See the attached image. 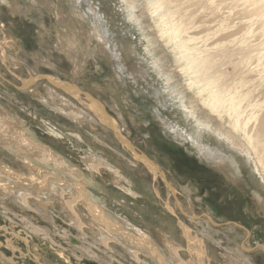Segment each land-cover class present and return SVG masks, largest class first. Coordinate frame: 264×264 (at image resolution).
I'll use <instances>...</instances> for the list:
<instances>
[{"label":"rangeland","instance_id":"1","mask_svg":"<svg viewBox=\"0 0 264 264\" xmlns=\"http://www.w3.org/2000/svg\"><path fill=\"white\" fill-rule=\"evenodd\" d=\"M97 4L99 14L104 13L109 19L108 27L114 38H131L130 33H133L136 40H141L135 43L136 47L131 43L133 48L146 58V42L141 39V34L134 29L119 30V18L115 17L119 14L117 0H97ZM128 23L138 29L132 19H128ZM84 25V28L80 26L67 0H0V42L8 45L0 46L5 52V61L0 59V108L32 139L49 146L69 168L81 172L84 178L81 193L74 186L79 183V178L70 175L65 179L70 185L66 183L64 190L68 194L64 195L82 194L85 204L94 206L97 214L100 210L99 216L104 220L116 227L120 225L128 234L149 237L162 252L165 248L162 241L166 238L181 245L184 250L179 252L184 254L182 259L185 261L189 258L185 255L187 243L180 223L188 229L190 239L203 243L202 264H234L236 260L264 264V254L257 247L258 243L264 246V210L255 203L253 192L258 188L248 180L246 172L242 169L243 179L233 183L222 171L215 170L212 163L201 159L196 151L166 135L158 116L171 118L165 108L172 104V99H166L163 106L155 104L151 89L158 87L159 82L156 84L153 77L148 82L124 84L114 73L108 54L97 48L95 40L87 41L88 27ZM67 42L77 45L60 48V43L66 46ZM152 48L156 49L155 44ZM1 55L0 49V58ZM134 61L135 58L130 56L120 64H125L130 72L135 67ZM37 74L71 83L99 100L122 136L154 162L173 191L170 193L134 154L118 145L109 127L101 122L90 101L84 97L74 99L70 93H62L43 79L37 80L32 87L35 94L17 89L21 87L20 81ZM47 87L69 101L70 108L84 111L94 121L74 120L60 113L64 107L58 100L51 107L41 103L39 98L46 95ZM54 105L58 107L55 111L52 110ZM100 159L103 163L99 167L96 165ZM29 163L37 166L35 162ZM38 167L54 174V178L58 176L55 179L59 182L61 176L55 174L53 168L42 164ZM0 172L3 174L0 173V185L16 182L21 188H28L25 186L28 181L20 179V176L30 178L27 161L1 145ZM41 197L39 201L26 198L24 204L12 191L6 192L0 187V249L10 261L16 264H69L67 261L70 260L72 264H84L73 256H79V250L67 246L79 244V240L67 244V234L85 239V246L90 244L93 254L100 259L105 253L113 255L118 264H157L149 256L130 258L120 237L107 241L105 246L95 247V235L105 231L92 220L86 206L77 204L83 225L80 231L71 225L72 218L59 196L54 197L49 191ZM187 216L196 218L191 220ZM29 227L46 228L50 233L48 239L43 238L46 235L37 236ZM3 230H7L5 236ZM242 244L252 248L250 252L244 251Z\"/></svg>","mask_w":264,"mask_h":264},{"label":"bare ground","instance_id":"2","mask_svg":"<svg viewBox=\"0 0 264 264\" xmlns=\"http://www.w3.org/2000/svg\"><path fill=\"white\" fill-rule=\"evenodd\" d=\"M67 2L72 6V12L80 26L84 28V24L87 25V41L95 40L97 48L108 54L117 78L126 84L129 81L138 84L143 81L148 82L153 77L157 80L156 84L159 82L158 87L151 89L155 104L163 106L166 99H172V104L165 108L171 114V118L163 117L161 114L158 116L163 132L177 143H182L185 147L196 151L201 159L212 163L215 170L222 171L233 183L243 179V169L248 180L258 188L253 192L255 203L264 210L262 208L264 206L262 198L264 196V0H117L119 14L115 17L119 18L117 23L120 32L134 29L139 35L141 34V39L146 42L144 47L146 58L141 57L133 48V45L136 47L135 43L141 41L136 40L133 33L129 32L131 38L127 36L122 40L114 38L108 27L110 23L106 14H99L100 7L97 0H67ZM234 18L239 20L236 21ZM128 19H132L138 29L132 26L133 23H128ZM1 44L4 47L8 46L5 42H0V46ZM60 44V48L77 45L73 42L71 45L67 42L66 46ZM154 44L156 49L152 48ZM4 47L0 48L2 50L0 59L3 62ZM130 56L135 58L133 62L135 67L128 72L127 66L120 63ZM46 66L51 68L50 65L46 64ZM36 83L37 81L28 88L18 89L33 94L32 87ZM57 94L59 93L47 87L46 95L41 96L39 100L48 107L58 100V104L64 107L59 110L60 113L74 120L94 121L84 111L70 108L69 101ZM71 95L74 99L81 100L82 96ZM90 106L96 111L103 124L108 127L117 126L113 119L103 117L94 103L90 102ZM56 109L58 107L54 105L52 110ZM0 145L14 150L20 157L25 158L31 173L30 178L24 179L20 176L23 181H28L27 184L25 182L21 184H25L29 189L21 188L22 186L15 184L16 182L0 187L6 192L12 191L24 204L28 198L39 201L43 198L41 197L43 193L50 191L54 197L59 196L69 217L72 218L71 225L80 231L83 225L78 215L77 204L86 206L93 217L92 220L99 223L105 231L95 235L97 240L95 247L105 246L107 241H114V238L120 237L126 255L132 259L149 256L150 259L157 261V264H202L203 243L190 239V233L183 226L184 224L180 223V228L187 243L185 248V255L189 258L187 261L182 259L184 254L179 252L183 249L181 245L166 238L162 241L165 247L162 252L149 237L128 234L119 227L120 225L116 227L100 217V210L98 209V214L95 213L97 211L94 212V206L90 205L91 208L88 202L85 204L83 195L80 194L84 179L81 172L69 168L65 160L49 146L32 139L1 108ZM29 161L35 162L37 166ZM98 162L96 166L100 167L103 161L100 159ZM41 164L53 168L55 174L61 176L59 182L55 179L58 176L55 175L54 178V174L38 167ZM154 165L152 161L145 162L144 167L154 178H162L171 193L173 188L160 169L158 170L161 173L153 170ZM70 175L79 178V183L74 186L80 193L72 197L64 195L68 194L64 189L69 184L65 179ZM65 196L67 197L64 198ZM187 217L191 220L196 218ZM34 227H29L33 233L37 236L46 235L43 238L48 239L46 228ZM246 235L249 238V233ZM65 237L67 244L69 241L77 243L79 240V244L72 243V246L70 244L67 246L72 250H79L80 255L73 254V256L77 260H87L84 261L85 264L92 261L96 264L119 263L113 255H107L104 251L101 259L95 256L91 245L85 246L86 241L80 236L65 234ZM242 247L247 252L252 249L243 244ZM257 247L264 254V246L258 243ZM2 259L0 264H3ZM4 260L5 263L13 264L9 259ZM234 264L250 263L236 260Z\"/></svg>","mask_w":264,"mask_h":264},{"label":"water","instance_id":"3","mask_svg":"<svg viewBox=\"0 0 264 264\" xmlns=\"http://www.w3.org/2000/svg\"><path fill=\"white\" fill-rule=\"evenodd\" d=\"M39 79H43L50 86H54L57 90H60L64 94L70 93V94L80 95V96L84 97L86 100L94 103L99 108V110L101 111L100 113L103 115V117H107L110 120H112V118L109 116L107 110H105L104 105L99 100H96L92 95H89L88 93H86L84 91H81L77 86H75L71 83L58 81V80L54 79L53 77L51 78L47 75L37 74V76L28 77V78L20 81L21 82V88H25V87L28 88L29 86H31L33 83H35ZM115 126H116V124H115ZM109 130L111 131L113 139H115L117 141L118 145L122 149L127 151L128 153L136 155L140 164L145 166V162L151 163V159L146 154L141 153L129 140H127L124 136H122V133L117 126L116 127L111 126V127H109ZM153 170H158L156 165H154ZM158 172H159V170H158ZM159 180L162 181V183H164L166 185V187H168L167 184L162 180V178H159ZM87 264H94V263L88 262Z\"/></svg>","mask_w":264,"mask_h":264},{"label":"flooded vegetation","instance_id":"4","mask_svg":"<svg viewBox=\"0 0 264 264\" xmlns=\"http://www.w3.org/2000/svg\"><path fill=\"white\" fill-rule=\"evenodd\" d=\"M239 224H240V222H239ZM1 230V229H0ZM5 231H7V230H3L2 231V234H4V236L6 235V232ZM8 233V232H7ZM0 256L2 257V258H4V259H9L8 257H6L5 256V253L0 249ZM2 258H0V259H2ZM4 259H2V260H4ZM5 261V260H4ZM9 261H10V259H9ZM13 261V260H12ZM11 261V262H12ZM85 261V260H84ZM83 261V262H84ZM67 262H69V264H72V262H70V260H68ZM87 262V261H86ZM94 263V262H93ZM13 264H16L15 263V261H13ZM78 264H80V263H78ZM85 264V263H84ZM94 264H96V263H94Z\"/></svg>","mask_w":264,"mask_h":264}]
</instances>
